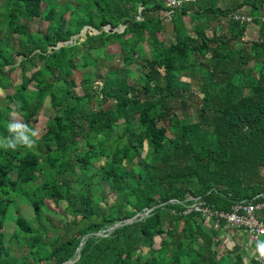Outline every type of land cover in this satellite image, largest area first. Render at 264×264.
<instances>
[{
    "label": "trees",
    "instance_id": "16d2710c",
    "mask_svg": "<svg viewBox=\"0 0 264 264\" xmlns=\"http://www.w3.org/2000/svg\"><path fill=\"white\" fill-rule=\"evenodd\" d=\"M228 1L198 0L165 15L175 32L166 44L161 16L149 13L164 5L154 0H0V89L14 90L0 98V264H242L237 253L219 256L218 233L201 212L184 214L194 197L229 212L264 195V0ZM246 6L260 30L251 43L242 41L248 24L233 18ZM35 20L48 21L44 33L31 29ZM211 20L226 22L223 33L208 36ZM85 28L103 31L75 38ZM113 44L124 66L104 78L93 54L105 50V59ZM134 64L143 76L130 84ZM18 68L20 84L10 76ZM182 77L197 81L198 103L193 80ZM47 102L52 115L36 138ZM12 113L24 127L9 130ZM47 201L65 202L63 214Z\"/></svg>",
    "mask_w": 264,
    "mask_h": 264
},
{
    "label": "rangeland",
    "instance_id": "374dc122",
    "mask_svg": "<svg viewBox=\"0 0 264 264\" xmlns=\"http://www.w3.org/2000/svg\"><path fill=\"white\" fill-rule=\"evenodd\" d=\"M237 1H241V0H237ZM154 2L157 3V4L162 3L164 5V9H162L161 11H154V10H152L149 13H150L151 16H155V17L158 16V15L161 16V18H162L161 19L162 25L164 26L165 30L159 32L158 33V37H159L160 40H163L167 44V42H171V40L174 38V35H175L173 24L169 22V19L168 18H164L165 15L167 16V15H171V14L168 13L167 8H166L163 0H154ZM221 2H222V7L223 8H225L228 5V3H229L228 0H221ZM250 12H251V7H249V6L243 7L241 9V13L242 14H244V13L249 14ZM140 18H141V16H140ZM184 21L186 23V28L189 31V35H191L192 37H194L195 36V33H194V30H193V25L190 22L191 21V17L185 16L184 17ZM47 23H48L47 20H45V21L35 20L31 24V29L33 31L39 30L42 33H44L46 31V29H47V25H48ZM96 24H97V27H99L98 26L99 25L98 21H96ZM225 24H226L225 21L224 22H221V23H218L217 20H211L210 25H211V28L212 29L208 30V33H207L208 36L212 37L213 36V32H214L213 30L215 28H217V27H219V29H218V32L216 33V35L217 34L220 35V33H223V31L221 29H222V26H224ZM247 24H248V29L245 32V35L242 38V41L243 42L251 43V42L256 41V40L259 39V37H260V30H259V27L257 25H255V24H252V23H247ZM105 28L107 30H109V31H111L110 29H112L110 26L105 27ZM88 30H91L92 31V32H90V35L93 34L94 35L93 37H95L97 35H101L102 34V31H103L101 28H95V29L85 28V29H83L82 32H80L79 34H77L75 36V38L78 37V38H81L82 40H84L85 37H86V32ZM123 30H124V26H121L118 30H115V31L123 32ZM143 45L145 47L146 53L148 54L149 53V46H150L149 45V42L146 41V42H144ZM85 50H86L85 46H82L81 45L80 46V55H83L84 52H85ZM106 50L108 52H107V57H105V59L103 58V56H104L103 53L105 52V50L104 51L103 50H100L98 52V54L97 53L96 54L95 53L94 54L92 53L96 58L99 59V64L97 65V70L99 71L100 74L98 73V75H100L101 77H104V78L106 77L107 73L111 69L117 71L118 70V67H119V69H123V66H124V64H123L124 55H122V58L120 59V47H119V45H114V44L113 45H109L106 48ZM112 55H114L116 58L115 59H110L109 57H111ZM81 62H82L81 61V56H79V58L76 60V63L79 64V65H81L80 64ZM7 69L8 68H5V70H7ZM129 69L131 70V72H130V75H128V78L127 79H128V81H129L130 84H134V83H136L135 79H138L140 76H143V73L140 70V67L137 66V64L131 65L129 67ZM36 70H37V68L36 69H30L29 71H31L32 74H33ZM88 72L91 74L93 80H95L97 82L99 81L98 84H101L102 83V80L101 79L96 78V72H95L94 69H89ZM20 74L21 73H20V69L19 68L17 70L13 71L10 74L11 78L15 81L16 84H20L22 82L21 81L22 79H21ZM82 77H83V73L82 72H80V71L75 72L74 78H75L76 83H77L76 91H77V94H79V95H83L84 94V92L82 90V87H81ZM94 78H96V79H94ZM191 80H193V82H191ZM180 81L181 82H186L187 84L191 82V85L193 87L192 92L195 91L194 94H193L196 97L195 104L198 103V101L202 99L203 95L200 93V91L197 90L198 89V87H197V84H198L197 81L194 80V79H190L188 77H182ZM98 84L95 83L94 87L97 88L98 87ZM31 88L32 89L34 88L33 85H32ZM2 91L3 90L0 89V98L1 97H4L5 94H12L14 92V90L12 88L6 89V91H3L4 93ZM187 111H188V114L191 117V120L196 121L197 120V113L195 111V107H191ZM180 112H181V110L178 111V113H180ZM50 115H52V109L50 107V103L47 102L46 105H45V107L40 111V114L38 115L39 116L38 117V123L36 124V129H35V133H36L35 136H36V138H41L45 134L46 129H47V122H48V120L50 118ZM10 119L12 120V122L14 124L18 125L19 127H24L25 121L19 115L12 113L10 115ZM122 122L123 121H121V123ZM122 130H123V125H119L117 128H115V133L118 135L119 133L122 132ZM105 186L107 188V185H105ZM106 192L109 193L108 192V188H107V191ZM108 199H109V203L110 202L113 203V200L115 199L114 198V195L109 194ZM46 203H47V205L50 207V209L52 211H55V212H57L59 214H63L64 208L66 207V203L65 202H61L57 207L51 201H47ZM22 209H23L22 214L24 216H26V217L30 216L31 211H30V208L28 206L23 205L22 206ZM142 216H144V214ZM72 218L73 217L70 216L68 219L69 220H72ZM54 219H55V216H54ZM58 219H55V222ZM134 219L128 220L127 222H132ZM116 225L117 226H120L121 223L116 224ZM111 229L108 230L109 233L112 232ZM50 236H51V238H56L57 237V235L55 236L53 233H51ZM262 239L263 238H261V240ZM161 241H162V238H160V237L156 238V240H155V247L157 249L160 247ZM147 251H148L147 248H143L142 249V253L143 254H146ZM14 255L17 256V257H20L21 256L18 252H15ZM77 260H78V258H76L73 261V263H75Z\"/></svg>",
    "mask_w": 264,
    "mask_h": 264
},
{
    "label": "built area",
    "instance_id": "2783aa9c",
    "mask_svg": "<svg viewBox=\"0 0 264 264\" xmlns=\"http://www.w3.org/2000/svg\"><path fill=\"white\" fill-rule=\"evenodd\" d=\"M169 14H174L175 10L181 9L185 4L196 3L198 0H163ZM233 18L237 22L253 23L254 18L244 14L235 13ZM264 22V17L262 18ZM264 199V195H258ZM186 214L196 211L201 212L209 220L215 221V229L243 228L247 231L254 242L260 243L256 261L264 264V242L260 239L264 237V219L259 218V214L264 212V201L256 203L255 200H246L233 203L229 212L213 210L211 207L200 199H196L195 203L186 208Z\"/></svg>",
    "mask_w": 264,
    "mask_h": 264
},
{
    "label": "crops",
    "instance_id": "0c3cea01",
    "mask_svg": "<svg viewBox=\"0 0 264 264\" xmlns=\"http://www.w3.org/2000/svg\"><path fill=\"white\" fill-rule=\"evenodd\" d=\"M239 13L242 14L241 10L239 11ZM244 15L251 16L252 18H254V22L252 24L256 25V22H255L256 18L255 17H253L250 13L249 14L244 13ZM263 17L262 16L259 17L261 23H264V22H262ZM196 199L202 200L201 197H194L191 200H193V203H195ZM259 199H260V201H259ZM252 200H255L256 203H261L264 201V199L261 197H259L258 199L254 198ZM202 201H204V200H202ZM191 205H189V206H191ZM213 210H215V209H213ZM220 210L224 211V212H228L225 209H220ZM230 210H231V208H230ZM184 214H186V211L184 212ZM259 218L264 219V212H261V214H259ZM206 223H207V226L209 227L210 231H212V232L216 231L218 233V235L214 236V241L218 243V246L216 247V249H218L220 251L219 252L220 257L227 255L229 252L234 253V254L237 253L242 257V264H259L256 261V255L258 253V247H259L260 243L257 244V242H254L245 229H243V228H239V229L229 228V229L225 230L222 228V229L217 230L214 227V225H215L214 220H209ZM262 238L263 239L262 240L260 239V242H264V237H262Z\"/></svg>",
    "mask_w": 264,
    "mask_h": 264
},
{
    "label": "clouds",
    "instance_id": "9594fccd",
    "mask_svg": "<svg viewBox=\"0 0 264 264\" xmlns=\"http://www.w3.org/2000/svg\"><path fill=\"white\" fill-rule=\"evenodd\" d=\"M83 38H84V37H83ZM60 45H61V44H60ZM18 127H19V126L16 125V124H11V125H9V130H10V131H11V130H15V129H17ZM32 135L35 136L36 133L33 132ZM20 139H21V142H22V143L27 144L28 146H31L32 143H34V141H31L27 136H25V135H23V134H21ZM6 147H9V148H15V147H16V142H13L12 140H9L8 143H7V145H6Z\"/></svg>",
    "mask_w": 264,
    "mask_h": 264
},
{
    "label": "water",
    "instance_id": "95a60500",
    "mask_svg": "<svg viewBox=\"0 0 264 264\" xmlns=\"http://www.w3.org/2000/svg\"><path fill=\"white\" fill-rule=\"evenodd\" d=\"M141 17H142V15H141ZM119 28H120V27L116 28L115 30H118ZM110 30H111L110 32L115 31V30H112V29H110ZM146 216H147V213H145L144 216H142V217H146ZM120 226H121V225H120ZM118 227H119V226L115 225V226L111 229V231L117 229ZM82 246H83V243L80 244V247H79L78 251L81 250V247H82ZM64 264H74V263H73V261H68L67 263H64Z\"/></svg>",
    "mask_w": 264,
    "mask_h": 264
},
{
    "label": "bare ground",
    "instance_id": "6f19581e",
    "mask_svg": "<svg viewBox=\"0 0 264 264\" xmlns=\"http://www.w3.org/2000/svg\"><path fill=\"white\" fill-rule=\"evenodd\" d=\"M168 144V143H167ZM138 170V169H137Z\"/></svg>",
    "mask_w": 264,
    "mask_h": 264
}]
</instances>
